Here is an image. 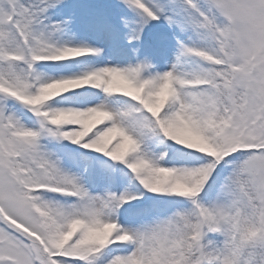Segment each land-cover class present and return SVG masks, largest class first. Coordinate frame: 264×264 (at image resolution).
<instances>
[{
  "label": "snow or ice",
  "instance_id": "6c2138e0",
  "mask_svg": "<svg viewBox=\"0 0 264 264\" xmlns=\"http://www.w3.org/2000/svg\"><path fill=\"white\" fill-rule=\"evenodd\" d=\"M0 264H264V0H0Z\"/></svg>",
  "mask_w": 264,
  "mask_h": 264
}]
</instances>
